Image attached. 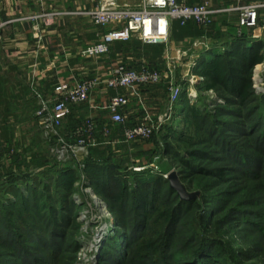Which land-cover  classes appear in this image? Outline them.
I'll list each match as a JSON object with an SVG mask.
<instances>
[{
	"label": "rangeland",
	"instance_id": "374dc122",
	"mask_svg": "<svg viewBox=\"0 0 264 264\" xmlns=\"http://www.w3.org/2000/svg\"><path fill=\"white\" fill-rule=\"evenodd\" d=\"M132 43V49L135 53L146 46L137 38H134ZM174 43H176L175 47L173 46ZM212 44V39L207 37L181 38L177 42L174 41V38H170L168 43L159 45L163 48L162 51H166L164 59H157V52L154 54V51L150 52L151 55L138 53L134 55L136 58L131 56V58L125 59V64L135 70L149 67L164 74L160 83L143 87L142 101L144 107L137 105L138 100L132 99L130 114L126 113L127 124L131 126L137 124L132 123L134 121H143L146 112L150 115L154 129L152 135L145 140L127 144L119 138L120 143H114L117 138L112 139L113 142H111L112 140L109 142L97 134L93 140L94 143L93 141L90 142L92 146L88 147L82 156L69 154L62 157L57 152L60 147L54 145L50 148L51 145L48 146L41 135L38 122L35 125L29 124L30 126L26 121L12 122L10 124L11 132L7 133L9 138L5 137L3 122H0V199L3 201L2 204L0 203V208L2 209L5 207L4 205L12 203L15 205L16 213H21L22 216V220H16L15 227H13L14 232L5 230L3 226L0 227V234L4 237L9 236L10 240L15 243H21L22 249H26L32 259L42 260L36 264H100L104 252L110 250L108 243L114 239L118 240L116 237H122L125 233V228L118 225V219L116 214L112 212L108 199L92 188L88 178L87 161L94 160L97 163L107 161L109 164L120 166L122 176L129 178V192L136 187L133 172L150 174L154 172L152 170H155L154 174L163 178L169 177L171 173H176L187 193L195 195L193 200H196L192 217L190 220H185L182 229L189 232L193 230L198 234L203 231L205 234L216 238L215 240L221 243L218 255L221 262L226 264H264L263 228H260L259 225L257 228L252 227L251 224L247 223L248 221H244L245 223L225 221L230 212L249 210L255 217H258L257 224H262L264 227V173L259 178L246 176L244 173L246 168L243 171L231 157L235 155L234 153L225 155V153H220L216 146H211L210 143H201V140L199 141L200 145L195 146L192 150L209 152L216 159L198 161V166L207 170L206 174L198 177L197 180L181 181L179 176L181 167L177 161L165 153V143L171 142L178 146L183 157L187 158V150L190 149L180 146L176 139L166 135L169 128H174L179 132L188 130L189 124L185 117L191 112L189 108H194L202 115L216 116L220 114L222 109L232 107L226 104L220 94L216 91L205 90L201 86L203 82L198 81V78L201 77L196 73L200 68L199 62ZM222 51L225 49L220 47V52ZM261 53L264 57V45ZM255 71L258 73L256 77L259 75L262 77L259 84L254 81ZM253 81L256 100L264 98V62L254 68ZM178 92H180V96L177 95ZM253 102L257 101L254 100ZM233 109L241 112V114L246 112V109L242 110L237 106ZM258 114L259 111H256L255 116ZM0 118H2L1 115ZM217 118L219 122H225L236 120L237 116L219 115ZM72 125L71 121L63 133L66 135L71 133L73 131H70L73 129ZM28 126L31 127V131ZM196 128L195 125L193 128L191 125L188 135L197 139L206 136L205 131L201 132ZM30 132H33L31 137L25 134H30ZM229 133L233 132L229 131ZM229 137L227 136L226 139ZM228 140L239 143L241 145L239 149L243 151H253L251 147L253 144L247 143L246 140L240 141L239 137L234 136ZM27 151H33V158L30 156L31 160L22 159L20 155ZM22 164L32 165L33 168L21 169ZM51 167L60 173L64 168L69 167L72 172L70 177H67V182L60 173L57 174L56 172V174L51 175L53 174L50 172ZM238 168L243 172L242 174ZM262 169L264 168L262 167ZM47 173L49 174L47 175ZM13 176L22 177L23 181L17 184L20 193L27 199V203H23L22 198H14V196L7 194V191H1L2 184L8 181L7 178H14ZM13 183L14 181H11L8 185L11 186ZM66 183H69V186ZM210 194L214 198L220 199V203L225 201L226 204L223 207L225 211H222L218 217L215 214L210 217V220L216 217L217 221L213 227L206 229L200 225L199 218L205 207L210 208L211 204L206 203L208 200L206 198ZM33 200L36 201V206L41 214L40 218L34 212ZM71 202L74 205L69 209ZM25 207H28V210H25ZM62 209H64V213ZM65 212V218L68 221L63 223L61 217H64ZM44 224H48L46 228H44ZM55 224L58 225V228H55ZM43 228L45 235H42ZM30 229L38 230L36 232L39 235L30 236L28 233ZM52 236H56L55 242L59 241L58 243L61 245V249L58 251L49 250L51 247L55 250L54 246H56L55 244L48 246L53 241ZM100 238H102L101 241H99ZM41 239L46 243L42 247L38 244ZM157 239L158 237L153 235L148 236L145 240L148 246H151ZM5 240V243L11 242L7 237ZM88 244H93V248H87ZM135 248L128 251L125 264H139L147 256L159 258V254L154 251V248L149 249V251L141 249L143 251L140 253H138L139 249ZM251 249L255 250L252 252ZM121 252L125 254V246ZM180 252L183 250L181 249ZM240 252H242L241 256ZM11 253L10 249L0 246V264H7L11 260L13 256ZM253 256L258 258L248 262V259ZM21 263L22 261H15L13 264ZM156 263L173 264L171 258H161ZM149 264L152 263L149 262Z\"/></svg>",
	"mask_w": 264,
	"mask_h": 264
},
{
	"label": "trees",
	"instance_id": "16d2710c",
	"mask_svg": "<svg viewBox=\"0 0 264 264\" xmlns=\"http://www.w3.org/2000/svg\"><path fill=\"white\" fill-rule=\"evenodd\" d=\"M262 47L263 45L261 44H250L246 39H237L228 45L225 51L216 52L210 50L201 57L200 68L196 72L204 78L201 86L207 91H216L225 100L226 104L232 107L222 109L220 114L216 116L202 115L194 108H189L191 112L187 114L185 120L189 127L192 125L193 128L195 125L199 131H205L206 136H203L204 138L197 139L189 136V127H187L188 130L185 129L180 132L174 128H169L166 136L176 139L180 146L190 149L187 150L188 156L185 158L178 146L173 145L171 142L165 143L166 155L177 161L181 167L179 172L181 181L197 180L198 177L206 174L207 170L198 166V161L216 159L209 152L192 150L195 146L200 145L199 141L201 140V143H210L211 146H216V149L218 148V151L225 153V155L234 153L235 155L231 157L240 165L243 171L246 168V172H244L246 176L259 178L264 173V169H262V167L264 168V98L256 100V90L253 81L254 68L264 62V57L261 55ZM254 100L257 102H253ZM253 103L255 104L248 108ZM235 106L242 110L246 109V112L243 114L237 112L233 109ZM256 111H259L258 116H255ZM219 115L237 116V118L232 121L219 122L217 118ZM229 131L234 134L229 133ZM227 136L239 137L240 141H248L247 143L253 144V146L251 145L253 151L249 152L239 149L241 145L228 140L231 137L226 139ZM250 164L252 166H249ZM86 167L92 188L108 199L110 208L118 219V225L125 228L124 236L116 237L118 240L114 239V241L108 243V249L110 250L104 252V257L100 259V264H125L128 251L135 247L139 249L138 253L154 248V251L159 254L157 259L152 256L144 257L139 264H149V262L154 264L161 258H171L173 264H226L218 258L221 243L215 240L216 238L205 234L203 231L198 234L193 230V232H189L182 229L185 220H190L192 217L196 200H182L178 193L171 189L167 178L156 176L154 174L155 170H152L154 172L150 174L133 172L132 175H134L133 179L136 182V187L129 192V178L122 176L120 166L109 164L107 161L97 163L94 160H89L86 162ZM52 168L50 169V172L53 173L51 175L56 174V172L57 174L60 173L55 168ZM238 171L241 174L243 173L240 168H238ZM71 172L72 170L66 167L60 174L64 176L63 179L67 182ZM13 177L12 179L7 178L8 181L2 184L1 191H7V194L14 196V198H22L23 203H27V199L20 193L17 184L23 181L22 177ZM11 181H14V183L9 186L8 183ZM66 185L69 186V183H66ZM206 199H208L206 203L211 205L209 209L205 207L202 210L199 222L200 225L207 229L213 227L217 221L216 217L212 220H210V217L214 214L218 217L222 211H225L223 207L226 202L220 203V199L214 198L211 194ZM0 203H3L1 199ZM73 205L74 203L71 202L69 209ZM4 206L3 210L0 208V227L4 226L5 230L14 232L13 227H15L16 220H22L21 213H16L15 205L12 203ZM32 206L35 207L34 212L40 218L41 214L36 206V201L33 200ZM26 209L28 210V207H25ZM63 215L64 217L61 218L63 223H65L68 221L65 218L66 212ZM257 219L258 217H255L249 210H235L227 215L225 221L238 223L248 221L247 223L251 224L252 227L257 228V225H259L264 231L262 224H257ZM50 224L52 225V223ZM47 225L44 224V228ZM54 226L58 228V225L55 224ZM44 228L42 235H45ZM36 231L38 230L30 229L28 233L30 236H37L39 234ZM153 235L158 237V239L151 246H148L145 239ZM5 237L11 241L9 236ZM5 237L0 234V246L10 249L13 255L7 264H13L15 261H22L21 264H36L42 261L35 258L32 259L29 255L30 253L26 252V249H22L23 245L21 243L18 244L14 241L5 243ZM56 239V236H52L53 241L48 245H56L54 246L55 250L52 247L49 248L53 252L61 249L59 241L55 242ZM38 244L41 247L46 245L42 239L39 240ZM124 246L125 254L121 252ZM146 247L148 248L146 249ZM181 249L183 252H180ZM251 250L253 252L255 249ZM241 255L242 252H240ZM257 258L253 256L248 259V262Z\"/></svg>",
	"mask_w": 264,
	"mask_h": 264
},
{
	"label": "crops",
	"instance_id": "0c3cea01",
	"mask_svg": "<svg viewBox=\"0 0 264 264\" xmlns=\"http://www.w3.org/2000/svg\"><path fill=\"white\" fill-rule=\"evenodd\" d=\"M101 1L0 0V22L8 23L0 35V115L2 117L0 122H3L1 124L5 137L9 138L7 133L11 132L10 124L14 121L15 123L26 121L28 125L37 123L38 105L33 90H38L45 98L52 99L56 97L55 88L60 84L72 86L85 79L105 77L119 64L133 69L125 64V59L131 56L136 58L135 54L151 55L150 52L154 51V54L157 52V59L165 58L166 51H162L163 48L160 46L146 45L135 53L132 49V41L112 44L107 56L84 58L81 50L99 42L105 32L93 25L86 15L88 11L98 9ZM140 1L117 0L119 4L132 7L138 5ZM177 2L187 5L206 3L213 10L228 11L217 15L213 24L205 30L192 22L186 28L174 23L171 38L176 42L181 38H211L213 44L205 53L210 50L220 52V47L225 49L237 39H246L254 45H264V29L261 27L264 21V0H177ZM248 6H260V28L257 30L241 28L239 25L240 15L235 9ZM46 14L52 16L51 24L43 26L40 35L37 36L30 18ZM143 90V87L123 90L130 99L127 114H130L132 99L138 100L137 105H143ZM114 94L115 92L111 90L97 91L86 104L73 108L72 114L65 121L64 130L71 121L73 129L70 131L75 130L91 117L98 124L100 131L103 128L110 130L111 135L107 139L109 142L117 138L114 143H120V139L123 140V133L119 127L110 123L108 112V101ZM146 117L151 120L147 112ZM32 133L25 134L31 137ZM100 136L105 138L101 133ZM20 155L22 159L31 160L34 154L33 151H27ZM26 167L33 168L32 165L20 166L21 169Z\"/></svg>",
	"mask_w": 264,
	"mask_h": 264
},
{
	"label": "built area",
	"instance_id": "2783aa9c",
	"mask_svg": "<svg viewBox=\"0 0 264 264\" xmlns=\"http://www.w3.org/2000/svg\"><path fill=\"white\" fill-rule=\"evenodd\" d=\"M136 7V8H135ZM239 11V25L241 28H260V6H248L235 9ZM228 10H213L208 4L187 5L177 0H141L139 5L130 6L119 4L117 0H102L96 10L86 13L92 24L105 32L99 42L86 46L81 50L84 58H99L110 53L114 43H128L137 38L144 45L159 46L168 43L174 23L181 27L195 23L202 29L209 28L214 18ZM34 31L40 35L43 26L51 24L49 14L33 16ZM8 23L0 22V35ZM264 29V21L261 26ZM196 65V64H194ZM254 74V81H256ZM164 74L156 69L142 67L138 70L127 68L123 64L117 65L105 77H96L76 82L74 85L60 84L55 88L56 97L45 98L38 90H33L37 100L36 118L39 129L48 146L60 147L57 152L65 157L69 154L82 156L97 134L109 139L111 132L108 128L100 131L94 118L87 119L73 132L64 134L65 121L72 114L73 108L86 104L94 93L100 90L114 91L115 94L108 101L110 123L119 127L123 133V142L127 144L145 140L153 133L154 127L149 117L143 121L128 125L126 110L130 99L123 90L150 86L160 83ZM262 78V77H261ZM204 82V78H198ZM262 81V80H261ZM179 91V90H178ZM180 96V92L178 94ZM94 143V141H93Z\"/></svg>",
	"mask_w": 264,
	"mask_h": 264
},
{
	"label": "water",
	"instance_id": "95a60500",
	"mask_svg": "<svg viewBox=\"0 0 264 264\" xmlns=\"http://www.w3.org/2000/svg\"><path fill=\"white\" fill-rule=\"evenodd\" d=\"M167 179L170 182L171 189L176 191L182 200L191 201L195 199V195L187 193L185 187L179 181L178 175L176 173H171Z\"/></svg>",
	"mask_w": 264,
	"mask_h": 264
},
{
	"label": "bare ground",
	"instance_id": "6f19581e",
	"mask_svg": "<svg viewBox=\"0 0 264 264\" xmlns=\"http://www.w3.org/2000/svg\"><path fill=\"white\" fill-rule=\"evenodd\" d=\"M212 58V57H211ZM258 74V73H257ZM256 74V75H257ZM256 78V81L258 82V84L261 82V76L259 75V76H257V77H255ZM92 195V194H91ZM98 200V199H97ZM97 200H96V202H97ZM100 202V201H99ZM98 202V203H99ZM99 204H101V203H99ZM102 208H104L103 206H102ZM102 240V238H100L99 239V241H101ZM96 243V242H95ZM89 246L87 247V248H89V249H91V248H93V244H88ZM98 249V248H97ZM87 263V262H86Z\"/></svg>",
	"mask_w": 264,
	"mask_h": 264
}]
</instances>
